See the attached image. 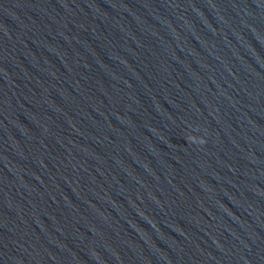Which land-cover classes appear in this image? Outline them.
<instances>
[{
    "label": "water",
    "instance_id": "1",
    "mask_svg": "<svg viewBox=\"0 0 264 264\" xmlns=\"http://www.w3.org/2000/svg\"><path fill=\"white\" fill-rule=\"evenodd\" d=\"M0 264H264V0H0Z\"/></svg>",
    "mask_w": 264,
    "mask_h": 264
}]
</instances>
